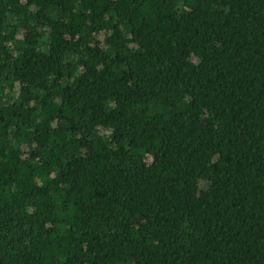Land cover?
Returning a JSON list of instances; mask_svg holds the SVG:
<instances>
[{"label": "trees", "instance_id": "1", "mask_svg": "<svg viewBox=\"0 0 264 264\" xmlns=\"http://www.w3.org/2000/svg\"><path fill=\"white\" fill-rule=\"evenodd\" d=\"M0 264H264V0H0Z\"/></svg>", "mask_w": 264, "mask_h": 264}]
</instances>
